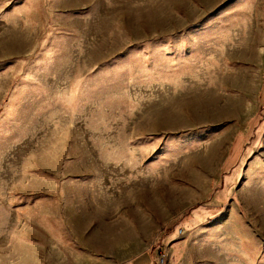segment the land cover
I'll return each instance as SVG.
<instances>
[{
  "label": "rangeland",
  "instance_id": "obj_1",
  "mask_svg": "<svg viewBox=\"0 0 264 264\" xmlns=\"http://www.w3.org/2000/svg\"><path fill=\"white\" fill-rule=\"evenodd\" d=\"M134 258L264 264V0H0V264Z\"/></svg>",
  "mask_w": 264,
  "mask_h": 264
},
{
  "label": "crops",
  "instance_id": "obj_2",
  "mask_svg": "<svg viewBox=\"0 0 264 264\" xmlns=\"http://www.w3.org/2000/svg\"><path fill=\"white\" fill-rule=\"evenodd\" d=\"M134 262H135V259H134V260H132L130 264H134Z\"/></svg>",
  "mask_w": 264,
  "mask_h": 264
},
{
  "label": "trees",
  "instance_id": "obj_3",
  "mask_svg": "<svg viewBox=\"0 0 264 264\" xmlns=\"http://www.w3.org/2000/svg\"><path fill=\"white\" fill-rule=\"evenodd\" d=\"M143 254H146V252H143ZM135 258H136V257H135ZM135 258H134V259H135ZM134 259H133V260H134Z\"/></svg>",
  "mask_w": 264,
  "mask_h": 264
}]
</instances>
